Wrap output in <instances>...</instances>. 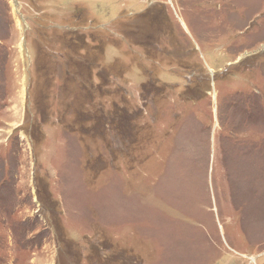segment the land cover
Segmentation results:
<instances>
[{
  "label": "rangeland",
  "instance_id": "1",
  "mask_svg": "<svg viewBox=\"0 0 264 264\" xmlns=\"http://www.w3.org/2000/svg\"><path fill=\"white\" fill-rule=\"evenodd\" d=\"M0 264H264V0H0Z\"/></svg>",
  "mask_w": 264,
  "mask_h": 264
}]
</instances>
